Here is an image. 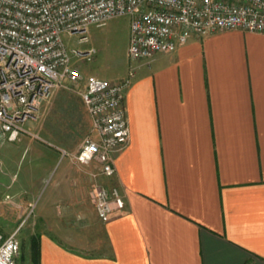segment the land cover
<instances>
[{"label": "crops", "instance_id": "obj_1", "mask_svg": "<svg viewBox=\"0 0 264 264\" xmlns=\"http://www.w3.org/2000/svg\"><path fill=\"white\" fill-rule=\"evenodd\" d=\"M124 26L120 67L87 66L130 78V137L115 175L75 162L93 121L76 87H58L25 122L43 137L24 133L21 153L0 156V216L2 192H17L24 211L40 197V264H264V33L215 30L132 60L130 18ZM98 185L118 186L126 201L108 220L93 203Z\"/></svg>", "mask_w": 264, "mask_h": 264}, {"label": "built area", "instance_id": "obj_2", "mask_svg": "<svg viewBox=\"0 0 264 264\" xmlns=\"http://www.w3.org/2000/svg\"><path fill=\"white\" fill-rule=\"evenodd\" d=\"M128 16V56L150 59L174 52L195 37L221 29L264 33V0H0V145L22 134L36 111L58 87L78 86L93 121L73 154L78 164L97 162L100 174L113 177L114 157L129 142L124 104L130 78L110 81L84 76L73 64L66 36ZM86 37V35H85ZM88 38V36H87ZM95 50L90 49L87 54ZM62 156L69 155L59 148ZM92 199L100 219L108 220L126 201L116 185H98ZM18 230L0 229V264H17Z\"/></svg>", "mask_w": 264, "mask_h": 264}, {"label": "rangeland", "instance_id": "obj_3", "mask_svg": "<svg viewBox=\"0 0 264 264\" xmlns=\"http://www.w3.org/2000/svg\"><path fill=\"white\" fill-rule=\"evenodd\" d=\"M127 20H129L128 16L116 17L104 26H91L86 31V33L66 36L72 62L84 76H87V66H93L98 69L97 71L108 70L110 72H113L116 68L120 67L121 63L126 57V26H124V24ZM90 49H94L95 51L92 54H87V51ZM93 60L96 62L94 61L95 63H91ZM74 87H76V90H79L80 87H82V83ZM24 126L26 127V125ZM86 136L87 133L83 135L82 138H80L78 144H76L77 150L81 147V144ZM42 141L52 149L59 150V146L50 143V140L46 139ZM65 149L70 151L68 148ZM9 151H14L15 154L21 153V143L19 141H5L0 145V156ZM20 169L21 167H19V170ZM18 175L19 172L17 173V176ZM50 180L47 181L46 186L49 185ZM17 186L18 184L15 185V188ZM5 193L7 194L4 196L2 192L1 197V206H3L4 212L2 216H0V229L5 234H10L15 230H18L17 235L21 241V250L17 257V264H35L33 261V251L31 248L32 238L38 234V232L42 231L43 226H45V224L34 222V203L36 201L38 203L40 197L36 198V200H33L31 202L32 204H29L28 208H26V211H24V209H20L21 199H19V194L17 192L13 193L11 191H7ZM6 213L15 214L16 216L5 217Z\"/></svg>", "mask_w": 264, "mask_h": 264}, {"label": "trees", "instance_id": "obj_4", "mask_svg": "<svg viewBox=\"0 0 264 264\" xmlns=\"http://www.w3.org/2000/svg\"><path fill=\"white\" fill-rule=\"evenodd\" d=\"M33 261L35 264H40V242L39 238L33 237L31 242Z\"/></svg>", "mask_w": 264, "mask_h": 264}]
</instances>
